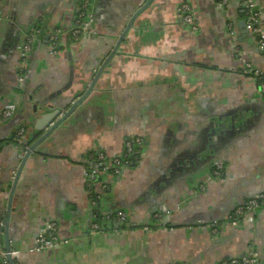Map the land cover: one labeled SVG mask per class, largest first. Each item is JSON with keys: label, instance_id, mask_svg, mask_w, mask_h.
<instances>
[{"label": "crops", "instance_id": "obj_1", "mask_svg": "<svg viewBox=\"0 0 264 264\" xmlns=\"http://www.w3.org/2000/svg\"><path fill=\"white\" fill-rule=\"evenodd\" d=\"M149 1L96 0L92 27L76 39L82 0H0V241L5 249L7 231L14 264H219L251 252L264 264V209L233 225L236 208L264 192V95L243 72L244 62L264 72V54L240 26L241 1L153 0L98 75ZM252 1L264 31V0ZM183 4L196 32L182 26ZM36 25L21 80L18 50ZM92 84L42 153L22 164L17 131L28 132L30 147ZM11 103L17 112L7 120ZM132 139L143 141L134 165L119 175L98 169L89 185L95 155L121 157ZM216 163L221 178L212 176ZM97 192L102 214L125 212V224L102 219L104 230L93 232ZM51 224L65 243L33 251Z\"/></svg>", "mask_w": 264, "mask_h": 264}, {"label": "built area", "instance_id": "obj_2", "mask_svg": "<svg viewBox=\"0 0 264 264\" xmlns=\"http://www.w3.org/2000/svg\"><path fill=\"white\" fill-rule=\"evenodd\" d=\"M96 0H84L81 10L79 12V16L76 20V24L73 28L72 35L75 38L80 37L81 35L87 34L93 24L94 15H93V6ZM228 0H223L225 4H227ZM241 6L245 12V23H246V30L247 32L252 35L256 41V44L264 54V31L261 28L260 22V13L256 9L255 3L252 0H240ZM179 14L181 16L182 26L188 27L193 32L198 30L197 22L195 13L193 8L189 4H183L179 8ZM60 32H56L51 36V41H57ZM36 40V34L31 33L28 34L25 38V41L20 45L19 50L21 51L24 59L32 50V47ZM244 73L246 75L251 76L258 84L260 88V92L264 95V72L255 68L251 63L244 62ZM15 111V106L13 104H7L4 107L2 112V117L4 119H11L13 113ZM21 135V132L19 133ZM142 140L140 139H132L126 143L125 152L121 157L113 158L107 160L104 154L99 153L96 155L95 163L96 167L95 170L88 173L89 176V185L93 181L94 175L97 174L99 171H108L112 170V172L116 175H119L122 169L129 164H134L142 154ZM143 146V145H142ZM92 161V160H91ZM224 166L221 163H216L214 169L212 170L213 178H221L223 176ZM210 179V178H209ZM92 187V186H91ZM101 194L95 193L91 198V204L94 210H99V202L101 200ZM264 209V192L247 200L242 205L238 206L233 214V225L237 226L239 220L247 215H251L256 213L257 211ZM127 214L125 212L119 211L116 213L115 216L111 214L104 215V222L112 223L113 221H117V227L119 228L120 225H123L127 222ZM214 232L218 231V226L212 225ZM93 232H102L104 227L102 224L95 223L92 225ZM65 243L59 237L57 227L55 224H51L44 230L36 239L35 247L33 251L43 252L50 249L57 247L59 244ZM8 254L11 256H15L17 252L10 251L9 253L5 251L3 243L0 241V258H5ZM260 257L258 253L251 252L248 255L232 258L229 260L222 261L219 264H259Z\"/></svg>", "mask_w": 264, "mask_h": 264}, {"label": "water", "instance_id": "obj_3", "mask_svg": "<svg viewBox=\"0 0 264 264\" xmlns=\"http://www.w3.org/2000/svg\"><path fill=\"white\" fill-rule=\"evenodd\" d=\"M153 0H150L148 3H147V5L146 6H144L142 9H140L133 17H132V19L129 21V23H128V25H127V27L125 28V30H124V32H123V34H122V36H120V38H119V40H118V42H117V44L115 45V47H114V50L112 51V53H111V55H110V57L108 58V60H107V62H106V64H104L103 66H102V70H100L99 71V73H98V75L99 74H101L102 73V71L106 68V66H107V64L108 63H111V61L113 60V58H115L116 56H118V54H119V50H120V45L123 43V40L125 39V37L127 36V34L130 32V30L133 28V26H134V23H135V21L137 20V18L141 15V14H143L147 9H148V7H149V5L151 4V2H152ZM240 26H241V28L244 30V34H248V32H247V30H246V23H245V21H243V22H241V24H240ZM112 66V64H110L109 65V67H111ZM94 85L95 84H92V86L89 88V90L86 92V94H84V96L82 97V98H80L77 102H75L74 104H73V106L70 108V110L68 111V112H66L65 114H64V116L62 117V118H60V119H58L57 121H55L54 120V122H49V124L51 125L50 127L48 126L47 127V131L44 133V134H42V137L41 138H38L37 139V141L36 142H34L30 147H28L27 148V136H25L24 137V135H17L16 134V137H15V141L19 144V145H22L23 146V149H22V154H24V156H23V162H22V164H25V162L32 156V154H40V153H42L41 151H39L38 149L40 148V146L41 145H43L45 142H46V140L50 137V135L51 134H53L57 129H59V127L63 124V123H65L72 115H73V113H74V111H76L77 109H78V106L81 104V103H83L85 100H86V98L89 96V93H90V91L94 88ZM38 109H37V107H35V112L37 111ZM53 115V116H52ZM49 116H51V118H58L59 116H60V113H56V114H50ZM45 117H47V115L46 116H44V120H45ZM215 127H220V128H222V124H221V122H219V124H216V126ZM20 129V128H19ZM216 129V128H215ZM19 131V130H18ZM17 131V132H18ZM214 133H217V131H215ZM213 135H215V134H213ZM39 136V135H38ZM25 143H27V144H25ZM26 146V147H25ZM132 165H134V164H132ZM17 185V179L15 180V182H14V185H13V190H12V192H11V194H10V198H9V206H8V210H7V218L6 219H9V215H10V213H11V202H12V200H13V196H14V191H15V186ZM148 194H151V192H149ZM150 197H152V198H154V197H158L157 195H152V196H150ZM166 212V211H165ZM96 214H97V212H96ZM113 213H111V215H112ZM166 215H167V212H166ZM0 223H2V221L0 222ZM7 226V224L5 223L4 224V226ZM113 226L116 228L117 227V221L116 220H114L113 221ZM5 244H6V252H10L11 251V248H10V243H9V238H8V234H7V231H6V236H5ZM7 259L9 260V262H10V264H14L13 263V257L10 255V254H8L7 255Z\"/></svg>", "mask_w": 264, "mask_h": 264}, {"label": "flooded vegetation", "instance_id": "obj_4", "mask_svg": "<svg viewBox=\"0 0 264 264\" xmlns=\"http://www.w3.org/2000/svg\"><path fill=\"white\" fill-rule=\"evenodd\" d=\"M83 1L84 0H82V2L80 3V6H79V8H78V11H76V13H75V24H76V20H77V18H78V16H79V12H80V10H81V7H82V4H83ZM92 27V26H91ZM40 29V26H35V28L33 29V31H31L29 34H31V33H35L36 34V40L35 41H37V35H38V33H39V30ZM58 30H54V31H52V32H50L49 33V37H48V41H49V44L51 45V51L53 52V54L55 53V54H57V51L59 50V44H60V35H59V37H58V39H57V41H55V42H53V41H51V36L53 35V34H55L56 32H57ZM72 31H73V29H72ZM72 34V33H71ZM82 36V35H81ZM81 36L80 37H78V38H76V39H80L81 38ZM35 44V43H34ZM34 46L35 45H33V47H32V50L30 51V53L27 55V57L24 59V57H23V55H22V53H21V51L20 50H18L19 51V59H20V65H19V69H20V75L22 76L21 77V80H24V69H23V67H25L27 64H28V61L30 60V55L32 54V52H33V50H34ZM11 104H13L14 106H15V111H14V113H13V116L15 115V113L17 112V105L16 104H14V103H11ZM12 116V117H13ZM21 132V135H24V137L25 136H27L28 135V132H26L25 131V129H21L19 132H17L18 134L17 135H19V133ZM16 137V136H15Z\"/></svg>", "mask_w": 264, "mask_h": 264}, {"label": "trees", "instance_id": "obj_5", "mask_svg": "<svg viewBox=\"0 0 264 264\" xmlns=\"http://www.w3.org/2000/svg\"><path fill=\"white\" fill-rule=\"evenodd\" d=\"M96 156V155H95ZM96 212H97V214H96ZM103 212L99 209V210H96L95 211V214H96V219H97V222H99V224L100 223H102L103 221H104V215L105 214H102ZM116 214H113V216H115ZM103 219V220H102ZM101 220H102V222H101ZM122 225H120L119 227H121Z\"/></svg>", "mask_w": 264, "mask_h": 264}]
</instances>
